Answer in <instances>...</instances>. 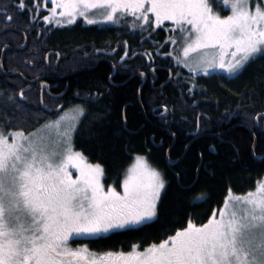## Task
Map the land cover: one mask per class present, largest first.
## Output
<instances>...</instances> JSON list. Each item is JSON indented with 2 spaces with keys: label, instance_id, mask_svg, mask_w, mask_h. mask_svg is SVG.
Here are the masks:
<instances>
[{
  "label": "snow or ice",
  "instance_id": "1",
  "mask_svg": "<svg viewBox=\"0 0 264 264\" xmlns=\"http://www.w3.org/2000/svg\"><path fill=\"white\" fill-rule=\"evenodd\" d=\"M50 3L49 15L43 19L57 25H71L80 17L88 25L110 23L143 32L171 21L169 41L174 47L164 55L173 57L178 67L187 68L193 79L202 71L205 76L235 80L249 64L264 59V0ZM214 4L230 14L220 15L214 11ZM18 7L25 9L24 0ZM96 15L101 19L94 18ZM11 19L8 15L7 20ZM130 50L125 42L121 61ZM144 55L151 61L152 53ZM188 91L191 93L192 88ZM94 98L89 94L84 103ZM25 99L23 89L19 98L7 94L0 100V110L12 106L19 114ZM69 112L73 113L71 117ZM168 112L164 106L162 120H166ZM85 114L84 107L76 105L27 134L23 130L6 133L7 116L0 121V264H264V181L257 182L254 191L235 197V201L226 197L218 217L214 210L205 224L195 225L189 219L186 227L143 250L137 244L128 252L99 255L89 252L87 246L72 249V236L103 238L153 222L167 187L162 172L152 167L145 156L137 155L121 185L123 193L112 185L105 191L101 183L103 165L85 163L87 158L73 147V134ZM261 118L264 113H257L254 120ZM124 124L127 125L126 116ZM201 127L197 116L196 131ZM168 163H175L170 156ZM69 166L77 170L75 178ZM176 177L179 179V172ZM204 199L203 193L197 194L193 204Z\"/></svg>",
  "mask_w": 264,
  "mask_h": 264
},
{
  "label": "trees",
  "instance_id": "2",
  "mask_svg": "<svg viewBox=\"0 0 264 264\" xmlns=\"http://www.w3.org/2000/svg\"><path fill=\"white\" fill-rule=\"evenodd\" d=\"M19 2L0 0V31L6 28L0 33V56L3 46L22 45L24 35L27 41L23 49H5L2 58L0 97L4 91L19 98L21 89L26 96L24 111L17 114L14 110L21 122L9 121L4 130L13 126L27 132L47 119H55L68 107L81 105L86 114L73 134V147L86 160L103 165L105 186L120 187L135 154H145L167 181L159 215L153 222L103 238H89L86 242L91 249L126 251L133 244L143 249L159 243L186 227L189 219L195 225L205 223L214 210L220 209L228 192L244 194L264 176V118L254 120L257 113H264V59L249 64L235 80L203 73L193 79L184 68L171 66L156 54L150 61L146 51L142 53L150 46L145 34H152V29L136 31L135 39L112 25L74 24L45 30L28 18L30 0H24V10L18 7ZM220 13L227 12L220 9ZM153 35L163 40L166 32L158 28ZM125 42L131 49L128 56L133 52L137 55L127 58L121 71L112 73L111 62L114 66L125 51ZM113 47L115 58L94 62L98 54ZM49 50L52 54L46 62ZM165 66L175 74L169 76ZM8 71L17 73H5ZM136 72L145 73L144 82ZM41 80L49 84L43 90ZM89 94L95 98L84 103ZM164 106L169 109L166 120L160 115ZM1 112L3 120L5 115L8 120L14 118L6 109ZM197 116L202 126L199 132ZM169 156L173 165L168 163ZM200 193L206 199L193 204Z\"/></svg>",
  "mask_w": 264,
  "mask_h": 264
},
{
  "label": "rangeland",
  "instance_id": "3",
  "mask_svg": "<svg viewBox=\"0 0 264 264\" xmlns=\"http://www.w3.org/2000/svg\"><path fill=\"white\" fill-rule=\"evenodd\" d=\"M24 3H25V5H27L26 2H24ZM30 3H31V4H30V7H29V11H30V13H29V15H27V16H28L29 19H32L33 22H37V23L34 24V26L43 25L41 28H45V30L57 29V28H61V27H69V26H72V25H74V24H79L80 26H81V25H83V26H84V25H85V26H92V25H88V24H86V23L84 22L83 18H80V17H78V18H77V21H76L75 23L71 24V25H68V24L57 25L54 21H52V22L45 21V20L43 19V17H44L45 15H49L48 9L51 8V6H52L51 3H50V0H30ZM221 3H222V0H221ZM213 7H214V11H216V12H218L220 15H222V14L220 13V7H219L218 5L214 4ZM25 8H26V7H25ZM94 11H99V10H94ZM226 12H227V13L224 14V15H229V14H230V11H226ZM30 14H31V15H30ZM94 18H96V19H101V17H100L99 15H96ZM131 19H132V17H129V22L131 21ZM99 25H112V26H115V27H119V28L121 29V31L126 30V32L129 33V36H130L132 39H135V37L133 36V33H135L136 31H137V32L140 31L139 29H137V30H135V31L133 32V31L130 30L128 27H125V26H123V25H113V24H110V23H100V24H96V25H94V26H99ZM158 28H163V29L165 30V32H166V37H165V39L163 38V40H159V39H156V38L154 37L153 33H154V32L156 31V29H158ZM158 28L153 27V28H152V34H150L149 32H148L147 34H145V37H146L147 39L150 40V46H149L146 50H143L142 53H144V52L146 51V52L152 53L153 55L156 54L158 57L162 58L163 60H166L167 62H170V65H171V66H174V67H175V66H177V64L175 63L173 57H171V56H165V55H164V53L169 52V51L174 47V46L170 43V41H169V37L172 35V32H171V29L173 28L172 22H171V21H166L163 25H161V26L158 27ZM141 32H142V31H141ZM132 36H133V37H132ZM165 41H166L165 44H163V43L158 44V42H165ZM141 42H142V40H140V43H141ZM48 52H49V51H48ZM48 52H47V53H48ZM157 52H159V54H157ZM51 53H52V52H50L49 55H50ZM177 54H179V53H174L173 55H177ZM49 55H48V57H49ZM132 55H133V53H132ZM135 55H137V54L135 53ZM135 55H133V56H135ZM153 55H152V57H153ZM58 58H59V55H57V59H58ZM47 61H48V60H47ZM177 67H178V66H177ZM179 68H180V69H183V68H184L186 71L189 72V70H188L187 68L183 67L182 65L179 66ZM200 73H203V72L201 71ZM188 75H189V74H188ZM190 75H191V74H190ZM190 75H189V76H190ZM37 78H38V77H37ZM18 89H20V88H18ZM1 91H2V90H1ZM6 95H7V93L3 91V92H2V95H1V97H0V98L3 97L1 100H3L4 97H5ZM72 108H74V107H70V108L68 107V108H66L64 111H62L60 114H62L63 112H65V111H67V110H69V109H72ZM6 110L9 111V113H10L12 116H14V118H9L8 121L21 122V121H19V119L17 118V115H16V113L14 112V108H13L12 106H8V107L6 108ZM23 111H24V110H23ZM60 114H59V115H60ZM72 115H73V113H71V112L68 113V116H69V117H71ZM0 116H2V112L0 113ZM254 117H256V115H255ZM56 118H57V117H56ZM56 118H55V119H56ZM55 119H47V120H55ZM47 120H45L44 122L39 123V124H38L35 128H33L32 130L27 129L28 131L25 132V133L27 134V133H29V132L34 131L35 129L40 128L42 125L45 124V122H46ZM0 121H3V119L0 118ZM18 126H19V125H18ZM17 130H21V129L14 128L13 126H10V129L5 130V132L7 133L8 131H17ZM51 131H52V133H53V135H54V134H55V129L53 128ZM74 150H75V151H79V150H76L75 148H74ZM79 152H80V151H79ZM137 155H142V156H145V157H146L145 154H135V155H134V157H133V159H132V162H131V163L129 164V166L126 168L125 173H124V175L122 176V179H121V182H120V187H119L118 189L114 187V188H115L118 192H120L121 194L123 193V189H122L121 185H122L124 179L126 178L127 170H128L133 164H134V162H135V157H136ZM146 159H147V157H146ZM147 161H148V163H149L152 167L156 168L153 164H151V163L149 162L148 159H147ZM85 163L93 164V165L96 164V163H94V162H90V161H88V160H86ZM156 169H157V168H156ZM69 171L73 174V178H75V176L78 175L77 170H76L75 168H72L71 166H69ZM259 181H264V176H263L262 178H260L257 182H259ZM257 182H256L255 187L252 189L253 191L255 190V188H256V186H257ZM101 183L104 185V183H103V177L101 178ZM107 186H108V185H107ZM107 186L104 185V190H105V191H107ZM248 192H249V191H248ZM248 192H246V193H248ZM246 193H244V194H246ZM238 196H243V194H234V193L228 192V194L226 195V197H227L229 200H231V201H235V197H238ZM226 197L224 198V202H223L222 206L220 207V209L223 208V207L225 206V199H226ZM228 208H229V211H231V210H232V204H229V205H228ZM218 210H219V209H218ZM218 210H217V212H216L217 217H218V215H219ZM213 214H214V213H213ZM213 214H212V216H213ZM212 216H210V217H212ZM208 220H209V219H208ZM208 220H207L205 223H207ZM205 223H203V224H205ZM200 225H202V224H200Z\"/></svg>",
  "mask_w": 264,
  "mask_h": 264
},
{
  "label": "flooded vegetation",
  "instance_id": "4",
  "mask_svg": "<svg viewBox=\"0 0 264 264\" xmlns=\"http://www.w3.org/2000/svg\"><path fill=\"white\" fill-rule=\"evenodd\" d=\"M113 50H115V51H113ZM49 52H50V50H49ZM115 52H116V47H113L111 51L105 52L104 54H98L97 56H96V54H97L98 52L95 51V52H94V55L96 56V59H95L94 62H96V61H98V60H100V59H103V60H104V58L110 60L109 57H113V58H115L116 55H117V54H115ZM51 54H52V53H51ZM128 54H129V52H128ZM120 55H121V56H124V52H122ZM121 56H119V58L116 59V63H115V65H114L115 67L113 66V64H112V62H111L112 73H113V72L115 73L116 71H121L122 68H120V66H122V63L125 62V60H126L127 58H129L130 56H132V55H130V56L127 55V57H125L124 61H121V59H120ZM45 61H46V60H45ZM46 62H48V61H46ZM116 64H117V65H116ZM165 67H166V69H167V73H168V75H169L170 72H171V75L175 74L176 71L173 70L171 67H170V68L167 67V66H165ZM169 76H170V75H169ZM40 83H45V86L43 87L44 89H45L46 87L49 86V84H47V83L44 82L43 80L39 81V85H40ZM89 238H92V237H90V236H85V235H81V236H72V237H70V239H69V246H70L72 249H78V248H82V247H84V246H87L88 249H89V252H91V253H93V254H97V255L109 252V251H95V250L91 249V248L89 247L88 243L86 242V240L89 239ZM130 250H131V248H130L129 250L124 251V252H128V251H130ZM140 250H143V249H140ZM119 251H122V250H114V251L111 250V252H119Z\"/></svg>",
  "mask_w": 264,
  "mask_h": 264
},
{
  "label": "water",
  "instance_id": "5",
  "mask_svg": "<svg viewBox=\"0 0 264 264\" xmlns=\"http://www.w3.org/2000/svg\"><path fill=\"white\" fill-rule=\"evenodd\" d=\"M4 30V29H3ZM1 32V31H0ZM26 44H27V41H26V37H25V35H24V43L22 44V45H20V46H18V47H12V46H10V45H5V46H3L2 47V49H4L5 50V48H7V47H12V48H16V49H18V48H21V49H23L25 46H26ZM49 53L50 52H48V53H46V55H45V60L47 61L48 60V55H49ZM2 57H3V55L1 56V59H2ZM0 68L1 69H3L2 68V63H0ZM2 71V70H1ZM153 71V70H152ZM5 73H8V74H14V73H17L16 71H8V72H5ZM139 73H143V72H139ZM145 74V73H144ZM37 79H39V78H36V79H32V80H29L30 82H33V81H35V80H37ZM143 80H142V82H144V80L146 79V75H144L143 76V78H142ZM45 86V83H40V87L41 88H43ZM62 93H60V94H58L57 96H60ZM255 138V137H254ZM255 142V141H254ZM252 150H253V147H252ZM258 158H261V156H259Z\"/></svg>",
  "mask_w": 264,
  "mask_h": 264
},
{
  "label": "bare ground",
  "instance_id": "6",
  "mask_svg": "<svg viewBox=\"0 0 264 264\" xmlns=\"http://www.w3.org/2000/svg\"><path fill=\"white\" fill-rule=\"evenodd\" d=\"M7 28H14V27H7ZM6 28H4V30H5ZM14 29H16V28H14ZM3 29L1 30V32L0 33H2L3 31H4ZM27 45V44H26ZM20 46V45H19ZM7 48H12V47H7ZM7 48H5V49H7ZM19 49V48H18ZM4 49H1V56L3 55L4 56ZM1 56H0V63H2V59H1ZM3 58V57H2ZM158 67V66H157ZM137 73H139V72H136V73H134V74H137Z\"/></svg>",
  "mask_w": 264,
  "mask_h": 264
}]
</instances>
